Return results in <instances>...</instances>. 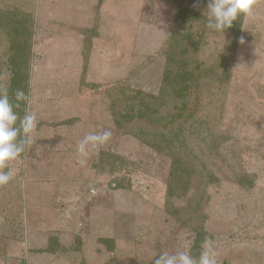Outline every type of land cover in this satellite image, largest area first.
<instances>
[{
	"label": "rangeland",
	"instance_id": "rangeland-1",
	"mask_svg": "<svg viewBox=\"0 0 264 264\" xmlns=\"http://www.w3.org/2000/svg\"><path fill=\"white\" fill-rule=\"evenodd\" d=\"M185 3L199 16L184 31L197 44L187 56L200 68L186 100L191 117L173 131L162 79L174 3L0 0V12L15 8L30 26L28 36L0 28V83L16 88L13 48H26L21 69L38 120L32 143L4 169L14 178L0 187V264H153L177 251L196 258L200 223L217 264H264V4L253 18L240 16L245 43L232 56L233 34L207 27L208 0ZM139 100L151 103L153 120L115 115ZM104 130L111 139L79 163V141ZM105 152L123 166L102 163ZM174 157L192 176L171 196Z\"/></svg>",
	"mask_w": 264,
	"mask_h": 264
},
{
	"label": "trees",
	"instance_id": "trees-1",
	"mask_svg": "<svg viewBox=\"0 0 264 264\" xmlns=\"http://www.w3.org/2000/svg\"><path fill=\"white\" fill-rule=\"evenodd\" d=\"M170 3H174L176 5V16L174 20V30L171 34V39L169 41V44L166 48V66L164 67L163 72V79H162V95L166 98L171 99V107L172 111L169 114L167 118V124L169 125V130H175L176 126H180L179 124L182 123L183 119L190 118L191 117V107L190 104L187 103V97L191 95V92L193 91L194 84H195V71H197L200 66L198 61L192 60L189 56H187V51L189 49H192L193 51L197 50V44H195L193 34L184 31L187 26H189L193 21L197 20L199 18L198 13L195 9H192L190 6L186 5V0H165ZM12 17V22H7L9 18ZM241 23L242 18L239 17L236 21L233 22V26L229 29H226L225 31L227 33L233 34V41L230 43L228 50L230 49V52L232 53V56H234V53L237 48V44L239 42L238 37L240 34L241 29ZM10 24H13L10 26ZM28 27V28H27ZM29 27L27 25V19L24 16H21L19 14V10H16L13 8V10L1 11L0 12V28L5 29L7 33L9 32H15L16 36H28L29 35ZM93 32L92 34L86 36L85 40V55L84 57H88L90 49H91V41L94 36H96L97 31H94V28H92ZM18 34H17V33ZM23 38V37H22ZM24 39V38H23ZM26 41H24L25 43ZM20 43V42H19ZM13 44V43H12ZM22 46V45H21ZM22 48V47H20ZM13 52H16L18 54H14V58L12 59V64L15 66L17 74L14 76L13 84L16 85V88H13L9 91L10 98L12 99L13 103H16L14 93L16 89H22L27 94V84L29 80V76L27 75V69L26 67L21 69L22 65H26V62L24 63L27 55V49L22 48L21 52L17 50V48H13ZM233 59V57H231ZM23 66V67H24ZM21 70V74L19 72ZM227 71V70H226ZM23 74V76H22ZM223 83H226L224 81ZM168 100V101H169ZM183 100L184 102L179 106H176V101ZM166 101H164L165 104ZM26 102L21 101L20 102V108L16 109L18 114L22 117L25 113V104ZM161 104V103H160ZM163 104V103H162ZM141 105L136 106V109L134 107V110H128L125 113L117 112L115 111V115L120 114V116H123L125 118H132L136 115L142 118H149L153 120V115L151 110V103L145 102L144 100H139V104ZM163 111V108H162ZM170 111V110H169ZM175 134H170L169 137H165V141L168 144H172L173 138ZM173 137V138H171ZM170 146V145H168ZM107 157L105 159H101V162L103 163L104 160H112L109 162L110 167L112 170L118 169V166L121 167L124 164V158L121 157L119 154H109L104 153ZM188 162H186L183 159L179 158H173L170 166L169 171V183H168V194L173 196L176 193V185L179 183H188L187 178L192 176V171L190 166L187 165ZM236 181L240 183L241 185H247L251 184L248 181V178H240L237 176ZM212 180L217 181V177L212 175ZM119 184H116L115 187H117ZM119 188V186H118ZM185 223H187L184 220ZM195 230V237L193 240V245L191 247V253L192 255H195L198 259L201 251H202V245L205 241V238L208 239L212 238V235L205 229L204 223H200L198 226H193ZM54 245L49 246V250H53Z\"/></svg>",
	"mask_w": 264,
	"mask_h": 264
},
{
	"label": "clouds",
	"instance_id": "clouds-1",
	"mask_svg": "<svg viewBox=\"0 0 264 264\" xmlns=\"http://www.w3.org/2000/svg\"><path fill=\"white\" fill-rule=\"evenodd\" d=\"M261 4H264V0H208L207 27L224 33L241 15L253 18L255 8ZM239 43H245L243 35L239 37ZM14 97L16 103L9 96L8 86L0 83V187L14 178L12 170L6 172L4 169L9 167L10 162L20 158L25 147L32 143L31 133L38 124L36 114L30 110V96L22 89H16ZM21 101L28 105L22 117L16 111ZM111 137L110 130L87 134L77 145V153L81 157L79 163L85 164L90 153L106 144ZM203 248L198 259L188 251H177L174 254L163 252L154 259L153 264H217V253L207 237Z\"/></svg>",
	"mask_w": 264,
	"mask_h": 264
}]
</instances>
